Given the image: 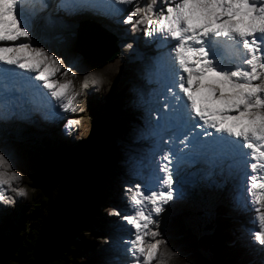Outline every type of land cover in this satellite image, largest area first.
I'll list each match as a JSON object with an SVG mask.
<instances>
[{
    "label": "snow or ice",
    "instance_id": "6c2138e0",
    "mask_svg": "<svg viewBox=\"0 0 264 264\" xmlns=\"http://www.w3.org/2000/svg\"><path fill=\"white\" fill-rule=\"evenodd\" d=\"M85 16L112 22L117 59L137 33L158 50L140 57L157 87L137 86L128 100L144 111L127 127L122 180L104 213L117 234L106 264H159L168 208L205 189L226 197L237 180L257 225L251 243L264 252V0H0V143L34 113L55 121L76 110L72 81L56 78L76 73L40 41L63 35L78 63L73 22ZM21 181L0 151V205L26 194Z\"/></svg>",
    "mask_w": 264,
    "mask_h": 264
},
{
    "label": "trees",
    "instance_id": "16d2710c",
    "mask_svg": "<svg viewBox=\"0 0 264 264\" xmlns=\"http://www.w3.org/2000/svg\"><path fill=\"white\" fill-rule=\"evenodd\" d=\"M134 35L143 42L142 34ZM128 38L132 39L131 36ZM50 47L70 63L64 36L58 42H51ZM128 53L100 69L92 68L80 58L77 71L80 89L87 98L98 97L104 102L103 105L93 103L92 138L82 149L63 153L57 164H53L42 156L39 148L19 143L13 137L1 144L0 151L10 159L12 168L22 177L27 176L29 181L26 183L33 181L31 185L37 192L28 197L22 179L19 187L26 194L15 196L13 203L3 205L7 209L17 207L14 216L22 232L14 235L17 245L14 260L0 261V264H106L113 258V242L117 235L100 214L106 210L97 209L103 198L110 194L101 183L102 173L118 171L121 174V150L119 146L109 144L108 138L117 135L124 142L129 118L133 120L141 109H134L128 103L133 94L128 90L129 83H136L147 93L141 82L142 65L137 60H130V56H126ZM85 75L88 76L87 87L83 86ZM97 77L101 81L99 85L92 83ZM50 141L49 137H43L40 142L50 150ZM188 216L187 211L174 209L171 212L161 232L160 262L254 264L248 248L236 238L237 232L232 229L236 223L224 203L214 206L207 233L195 234L186 224ZM3 221L13 231L15 224L10 217L5 215ZM91 226L94 229L89 230ZM164 241H167L166 245Z\"/></svg>",
    "mask_w": 264,
    "mask_h": 264
},
{
    "label": "rangeland",
    "instance_id": "374dc122",
    "mask_svg": "<svg viewBox=\"0 0 264 264\" xmlns=\"http://www.w3.org/2000/svg\"><path fill=\"white\" fill-rule=\"evenodd\" d=\"M99 21L101 22H88L83 21L82 19H76L73 22V31L75 32V36L78 35V32L76 27L80 26V23L83 24L86 23V27L96 26V28L104 31L105 33L109 34L111 37V33L109 32V26L112 24L111 21L106 20L102 17H99ZM98 19V18H97ZM100 23V24H99ZM123 27V26H122ZM63 35L60 34H54L53 36L49 37V41L52 42H58L62 40ZM129 39V38H128ZM146 38L143 37V42L139 40L138 37H135V45L134 49L130 50L128 55L130 56V60H137L139 65H142V60L140 57H143L144 59H147L149 57H153L152 51H157L155 45L153 44H145ZM48 40H41L40 43L42 46H50L48 45ZM131 40V39H129ZM33 43H37L36 37H33ZM142 45H145L144 48H142ZM149 47L152 49L149 50ZM49 51L55 52L57 55H61L59 51L56 49H52V47H48ZM145 50V54L143 53ZM62 56V55H61ZM125 56V55H124ZM63 57V56H62ZM115 59H117V55L115 56ZM63 63L64 65L71 66L72 71L76 73V75H69L68 79L72 81L71 90L73 92L79 93V95L75 98V104H79V110L71 111V113H62L60 115V118L52 121V120H45L43 116L39 113L35 115L33 114L32 118L30 120H27L29 122L28 125H22L23 127V134L22 136H19L18 134H11L8 136L13 137L18 141L19 143L29 144L33 145L35 148H39L42 152V156L50 163L57 164V159L60 156H63V153L69 152L71 150H79L82 149L87 142H89L92 138V131H91V113L94 112V106L93 103L97 102L100 105H103L104 102H101L100 98L94 97L92 99L87 98V96L82 92L80 89V76L78 75L77 71L79 69V64L73 62L66 63V60L63 57ZM67 73L63 74L66 75ZM63 75H59L63 76ZM141 82L143 84V87L147 89V93L150 92L152 89H155L157 87L156 83L153 82L149 83L147 80H145L142 76ZM137 87L136 83H129L128 90H133V88ZM144 111L143 108H141L137 115L134 116L133 120L139 121L140 114ZM67 120L72 121H79L78 124H80L79 127H72L68 131H65L64 124ZM129 118V122L126 124L128 127L129 123L133 121ZM142 123V121H141ZM25 126V127H24ZM120 136V135H118ZM43 137H49L50 141V150L44 148L41 144V139ZM120 138V137H119ZM117 135H112L108 138V142L111 145L119 146V149L122 150L124 142L119 139ZM3 143V142H2ZM0 143V146L1 144ZM138 144L147 147L149 145V140L144 139L137 142ZM101 183L106 187L108 190H110V194L107 197L103 198V203L98 204L97 209H104L107 210L108 206L111 205L115 199L118 184L122 180V176L118 171H104L102 173ZM242 178V177H241ZM23 180V186L26 190L28 197L30 195L37 192V188L33 187L31 184H33V181L28 184L26 181H29L27 176L22 177ZM108 180V181H107ZM238 185L234 184L231 185L229 189H227V196L226 197H220L218 193L214 192L212 189H207L205 192H200L201 197L195 195L194 198L189 197L188 199L184 201H180L176 203L175 205L168 208V210L163 214L162 223L160 225L161 232L165 226V223L168 221V218L171 216L172 210L178 211H187L189 213L188 218H186V224L191 227V229L195 232L197 235H201L203 233H207L210 229L208 227L210 220L212 219V212L215 205L218 203H224L226 210L233 216L232 219L236 223L232 229L237 232L236 238L238 241H240L242 244H244L245 247L248 248V252L251 255L252 263L254 264H262V259H264V252H262L258 246H254L251 243L250 236H248L243 230V225L251 226V220H253L252 216H250L249 212V205L246 203L244 206H237V200L236 197L239 192V187H242L240 182L238 181ZM236 188V189H235ZM40 191V190H38ZM199 192V191H198ZM206 193V195L204 194ZM112 196V198L110 197ZM202 198V200L205 202H202L198 199ZM17 207L13 206L12 209H7L3 207V205H0V261L1 262H9L13 261L16 256L17 251V245L15 243L14 235L18 236L21 234V225H19L17 218L14 216V213L16 212ZM102 217H104L105 221H108L105 216L104 212L100 213ZM5 215L9 216L10 219L14 222L15 227L13 228V231L7 227L5 224L4 217ZM251 219H249V217ZM244 218V219H243ZM250 222V223H249ZM238 223V224H237ZM257 227V225H256ZM94 229L93 226L90 227L89 230ZM233 234V232H230ZM117 235V234H116ZM162 245V243H161ZM160 245V246H161ZM160 247H159V254H160ZM160 261H161V254H160ZM159 264H165L163 262H159Z\"/></svg>",
    "mask_w": 264,
    "mask_h": 264
},
{
    "label": "water",
    "instance_id": "95a60500",
    "mask_svg": "<svg viewBox=\"0 0 264 264\" xmlns=\"http://www.w3.org/2000/svg\"><path fill=\"white\" fill-rule=\"evenodd\" d=\"M75 37L76 51L79 53L80 58L92 68L100 69L115 59L116 54L111 44L112 37L96 28V26L86 27L84 32H78ZM77 42L78 45L76 44Z\"/></svg>",
    "mask_w": 264,
    "mask_h": 264
},
{
    "label": "bare ground",
    "instance_id": "6f19581e",
    "mask_svg": "<svg viewBox=\"0 0 264 264\" xmlns=\"http://www.w3.org/2000/svg\"><path fill=\"white\" fill-rule=\"evenodd\" d=\"M98 18V19H97ZM79 19H82L83 21H87L86 23H88V22H90V21H92V22H97V20H98V22H101V21H99V17H95V18H92V17H87V16H85V17H80ZM86 23H84L83 22V24H81L80 23V26H78V27H76L77 29H75V30H77V32H79V33H82V32H84V30H85V28H86ZM100 24V23H99ZM36 44V43H35ZM77 45H78V42L76 43ZM111 44H112V49H113V51H114V53L116 54V55H118V49L115 47V45L113 44V42H111ZM40 45H41V43H40ZM48 45H50V44H48ZM39 46V45H38ZM48 47H50V46H46V48H48ZM152 48L151 47H149V50H151ZM157 50V49H156ZM152 51V54H153V56H155L156 55V53H157V51H153V50H151ZM144 54H145V50H144V52H143ZM69 75L70 74H66V75H63V76H60V77H58V74H57V79L59 80V81H64V80H69L68 79V77H69ZM80 93V92H79ZM79 97H80V95H79ZM76 101V100H75ZM76 105V110H79V104L78 103H76L75 104ZM64 113H71V111H67V112H64ZM37 114H39V113H35V115H37ZM62 114V113H61ZM60 114V115H61ZM28 125L29 124V122H27V121H21V122H19L18 123V126H16V127H14V128H12L11 130H10V132H9V134L11 133V134H18L19 136H22V134H23V127H22V125ZM25 127V126H24ZM236 183H237V181H236ZM205 190H207V189H205ZM205 190L203 191V192H205ZM243 192V191H242ZM202 193V192H201ZM201 193L200 192H197V196H200L201 197ZM205 195H206V193H204ZM241 197H242V201L244 200V195H241ZM198 199L199 200H201L202 202H204L203 200H202V198H199L198 197ZM236 199H237V197H236ZM245 199H246V197H245ZM239 202V201H238ZM204 204H205V202H204ZM243 204V203H242ZM261 211H264V207H262L261 208ZM249 214H250V216H252V218H253V220H251L250 222H251V226H252V228H256V224L254 223V213L252 212V211H250L249 212ZM249 216V217H250ZM251 219V218H250ZM249 222V223H250ZM159 262H160V260H159ZM161 263V262H160Z\"/></svg>",
    "mask_w": 264,
    "mask_h": 264
}]
</instances>
